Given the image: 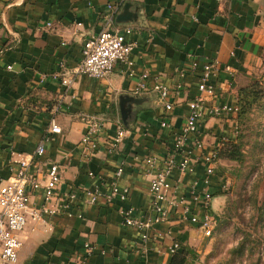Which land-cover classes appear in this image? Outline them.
I'll list each match as a JSON object with an SVG mask.
<instances>
[{
	"label": "crops",
	"instance_id": "obj_1",
	"mask_svg": "<svg viewBox=\"0 0 264 264\" xmlns=\"http://www.w3.org/2000/svg\"><path fill=\"white\" fill-rule=\"evenodd\" d=\"M109 13L112 28H131L127 35L135 42L131 65L117 63L104 79L73 76L70 70L81 59L83 41L104 26ZM263 47L264 0H0V183L17 167L14 161L20 155H33L44 141V154L30 172L43 183L44 164H59V196L69 187L80 191L94 185L108 193L119 163L124 167L119 186L129 188L124 202L116 197L109 204L101 200L87 205L80 198L43 222L29 220L20 234L16 264H171L174 242L180 245L177 251L204 250L211 239L198 224L178 219L179 208L171 210L168 221L151 228L147 241L123 224L119 208L131 206L138 217L150 207L144 158H155L156 170L162 167L186 120L188 101L200 95L199 70L191 68V61L200 65L217 60L221 70L212 77L213 100L234 104L236 90L259 63ZM143 71L148 73L147 90L133 94ZM63 78L70 82L63 84ZM155 81L174 90L170 110L152 89ZM233 116L207 117L202 122L197 136L207 148L221 145L219 136L233 132ZM52 118L59 133L49 132ZM91 118L104 120L105 127L98 149L86 153L80 139L86 119ZM163 120L168 123L165 127L160 126ZM117 121L126 132L112 148L108 140ZM221 160L218 157L207 182L195 157L191 171L174 170L169 176L174 188L170 195L184 197L191 210L200 213L201 203L193 195L207 193L209 211L217 217L224 197L216 174ZM42 194V188L32 190L33 205L42 203ZM59 196L48 206H57ZM86 243L93 247L90 254Z\"/></svg>",
	"mask_w": 264,
	"mask_h": 264
},
{
	"label": "built area",
	"instance_id": "obj_2",
	"mask_svg": "<svg viewBox=\"0 0 264 264\" xmlns=\"http://www.w3.org/2000/svg\"><path fill=\"white\" fill-rule=\"evenodd\" d=\"M108 7L112 8V5ZM111 22L112 14L109 13L105 17L104 26L96 34L83 41L81 59L70 70L73 76L86 75L95 79H104L111 73L117 63L131 65L129 55L135 47V42L127 39V35L131 33V28H112ZM190 65L193 70H199L197 72L196 87L200 95L188 101L186 120L175 133L172 151L163 159L162 167L156 170L158 165L155 158L151 156L144 158V173L148 178L150 207L146 213L138 217L133 215L131 206L119 208L123 224L136 229L140 233L142 241L149 239V232L155 224L170 219L171 210L174 208H179L176 211L178 219L198 224L207 238L211 236L216 226V217L209 211L210 195L207 193L199 195L195 192L193 198L195 202L199 201L201 203V211L200 213L192 211L184 197L175 198L170 195L174 188L169 182V176L174 170H177L180 174L191 171L190 163L194 157L203 166L206 177L205 182L215 173L220 145L207 148L203 140L197 136L198 128L207 117L236 115L238 110L237 99L234 104L214 102L215 85L212 82V77L216 76L221 70V65L217 60H206L200 65L193 60ZM177 72L183 73L180 68L177 69ZM128 74L131 75V71ZM52 76L56 78L58 74L54 73ZM61 82L66 84L70 82V79L63 78ZM147 87L148 73L143 71L138 75L133 94H141L147 90ZM179 88H181V85L176 86V89ZM152 89L157 93L159 100L164 103L165 109L170 110L172 108L170 96L174 90L169 89L159 81L152 84ZM86 123V131L80 141L86 153H93L98 149V141L105 127V121L91 118L86 119ZM167 125L168 123L165 120L160 123L161 127ZM60 131V127L52 118L49 132L59 133ZM125 132V128L119 121L114 123V134L108 140L112 148L123 141ZM43 154L44 141L37 145L33 155H20L19 159L14 161L17 167L10 169V176L0 183V264L17 263L18 253L22 245L20 234L29 220L43 222L46 216L52 217L56 212L70 209L80 198L85 204L93 205L101 200L108 204L112 203L116 197L124 202L129 197V188L119 186V180L124 170L123 163H119L113 171L109 180L110 190L108 193L103 192L100 185H94L92 188H84L80 191L69 187L59 196L56 193L61 180L59 164L56 162L44 164L45 180L43 183L30 172V166ZM88 175L92 176L93 173L88 172ZM38 188H42V203L35 206L31 202V192ZM58 196L57 206L49 207L48 204ZM179 247V243L174 242L170 252L173 254ZM85 250L86 254H90L93 247L86 243Z\"/></svg>",
	"mask_w": 264,
	"mask_h": 264
},
{
	"label": "rangeland",
	"instance_id": "obj_3",
	"mask_svg": "<svg viewBox=\"0 0 264 264\" xmlns=\"http://www.w3.org/2000/svg\"><path fill=\"white\" fill-rule=\"evenodd\" d=\"M244 88L257 100L247 105L244 97L231 137L219 136L226 155L216 173L224 186L218 226L204 250H191L189 264H264V47Z\"/></svg>",
	"mask_w": 264,
	"mask_h": 264
},
{
	"label": "trees",
	"instance_id": "obj_4",
	"mask_svg": "<svg viewBox=\"0 0 264 264\" xmlns=\"http://www.w3.org/2000/svg\"><path fill=\"white\" fill-rule=\"evenodd\" d=\"M235 95H236V99H237V108H238L237 114L239 112H241L242 103H244V97H245L247 105H249L251 102H255L258 98V94L254 93L252 88H244V89H239V90L237 89ZM249 97H251L250 100H249ZM220 155H221V157L226 155L225 150H222V148H220V150H219V157H220ZM217 226H218V219L216 217V226L213 229L209 239L213 238ZM190 253L192 254V251L187 247L182 248L181 250L174 252L172 255L171 264H189L187 259H189Z\"/></svg>",
	"mask_w": 264,
	"mask_h": 264
}]
</instances>
